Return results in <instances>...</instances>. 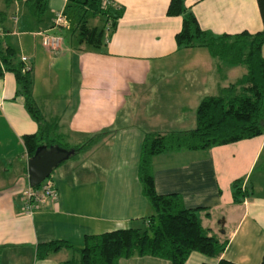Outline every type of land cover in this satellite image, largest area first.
<instances>
[{"label": "crops", "instance_id": "0c3cea01", "mask_svg": "<svg viewBox=\"0 0 264 264\" xmlns=\"http://www.w3.org/2000/svg\"><path fill=\"white\" fill-rule=\"evenodd\" d=\"M169 1L113 0L123 13L111 34L105 33L103 46L77 50L63 37L61 48L51 50L40 33L62 32L53 24L66 0H46L40 21L25 0H0V53L12 48L15 60L31 68L33 97L45 118L58 121L61 141L76 145L110 131L58 164L51 176L57 199L26 212L22 191L29 156L23 135L37 132L38 123L17 92L13 72L0 61V264H60L71 256L69 249L38 259L37 244L62 240L82 247L87 235L145 223L154 210L138 178L144 135L193 129L201 98L218 94L246 72L205 47L179 48L175 34L182 17L167 13ZM185 4L213 35L263 27L256 0ZM152 168L159 194L178 193L185 207H201L208 234L226 240L219 256L193 251L184 264H217L221 258L264 264V134L208 149L162 152L153 156ZM237 179L251 192L241 203L232 196ZM120 264L171 263L147 255Z\"/></svg>", "mask_w": 264, "mask_h": 264}, {"label": "trees", "instance_id": "16d2710c", "mask_svg": "<svg viewBox=\"0 0 264 264\" xmlns=\"http://www.w3.org/2000/svg\"><path fill=\"white\" fill-rule=\"evenodd\" d=\"M103 1L66 0L63 12L68 26H62L59 34L67 38L74 49L100 48L105 42V33L110 35L116 27L123 10L113 0H108L107 5ZM256 1L262 29L254 33L243 30L222 35H213L203 29L185 0L169 1L167 13L182 17L181 29L175 34L179 48L205 47L213 57L244 65L246 72L218 94L201 98L195 110L196 124L193 129L144 135L138 178L141 191L154 210L145 219L146 228H118L87 235L82 247L62 240L39 243L36 258L43 259L51 252L66 248L71 256L60 264H120L124 259L147 255L169 260L171 264H184L193 251L215 257L224 251L226 240L209 235L202 226L199 218L201 207L187 208L180 194H159L156 191L152 158L169 150L208 149L264 134V57L261 54L264 43V0ZM25 4L29 13L40 21L46 11V0H25ZM97 17L102 19L101 26L91 24V20ZM0 61L6 70L13 72L17 92L23 96L26 110L38 123L37 132L23 135L29 158L38 149L50 146L67 151L71 157L89 149L110 132L93 133L76 145L62 142V135L57 131L58 121L45 118L33 97L31 68L25 69L22 61L15 60L12 48L0 53ZM241 184V179L232 183L235 203L243 202L251 193ZM217 264L235 263L221 258Z\"/></svg>", "mask_w": 264, "mask_h": 264}, {"label": "built area", "instance_id": "2783aa9c", "mask_svg": "<svg viewBox=\"0 0 264 264\" xmlns=\"http://www.w3.org/2000/svg\"><path fill=\"white\" fill-rule=\"evenodd\" d=\"M105 5L109 4L108 0L103 1ZM14 19H16L14 17ZM67 27L68 20L63 11H57L54 17L53 27ZM4 28L1 23L0 17V40L4 34ZM42 36L43 45L51 50H59L62 46L63 37L56 32L45 31L40 33ZM25 69H30L29 66H25ZM57 190L55 187L54 180L51 176L45 178L39 185L30 186L28 185L22 191V198L24 201V210L31 213L34 209L46 203L49 200L57 199Z\"/></svg>", "mask_w": 264, "mask_h": 264}, {"label": "water", "instance_id": "95a60500", "mask_svg": "<svg viewBox=\"0 0 264 264\" xmlns=\"http://www.w3.org/2000/svg\"><path fill=\"white\" fill-rule=\"evenodd\" d=\"M68 152L55 146L42 147L28 159L27 172L28 184L39 185L49 177L53 169L68 157Z\"/></svg>", "mask_w": 264, "mask_h": 264}, {"label": "rangeland", "instance_id": "374dc122", "mask_svg": "<svg viewBox=\"0 0 264 264\" xmlns=\"http://www.w3.org/2000/svg\"><path fill=\"white\" fill-rule=\"evenodd\" d=\"M91 24H96L98 26H101L102 25V19L100 17L94 18V19L91 20ZM236 69L237 70L241 69L243 73L245 72V66L244 65H237ZM259 174L260 173L257 172L255 174L254 178H253V182L257 183V186H256V191L257 192H259L261 190L260 189V185H258V182H259L258 181V176H259ZM50 176H52V173H51ZM146 226H147V223L145 222V223H142L141 225H139L138 228L144 229V228H146Z\"/></svg>", "mask_w": 264, "mask_h": 264}]
</instances>
